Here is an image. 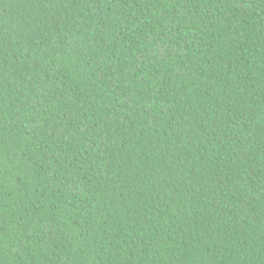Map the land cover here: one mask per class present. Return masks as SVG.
<instances>
[{"label":"trees","instance_id":"1","mask_svg":"<svg viewBox=\"0 0 264 264\" xmlns=\"http://www.w3.org/2000/svg\"><path fill=\"white\" fill-rule=\"evenodd\" d=\"M0 264H264V0H0Z\"/></svg>","mask_w":264,"mask_h":264}]
</instances>
